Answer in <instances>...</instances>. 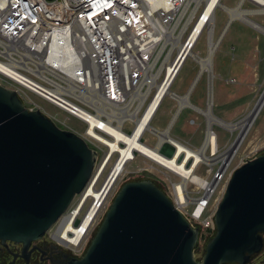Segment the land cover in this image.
I'll use <instances>...</instances> for the list:
<instances>
[{
	"label": "built area",
	"instance_id": "built-area-1",
	"mask_svg": "<svg viewBox=\"0 0 264 264\" xmlns=\"http://www.w3.org/2000/svg\"><path fill=\"white\" fill-rule=\"evenodd\" d=\"M240 1L242 5L260 7V0L236 3ZM195 4V0H6L0 9V84L15 90L24 107L38 108L96 152L92 179L97 167L106 161V168L118 153L112 151L108 158L110 149L104 139L123 145L110 129L126 134L134 131L138 118L164 83L168 63L173 60L169 50H176L183 42L172 64L173 67L181 57L173 77L187 58L183 51L192 46L187 34L203 14L199 15L202 2ZM227 21L225 27L230 24ZM170 95L181 96L172 91ZM165 96L163 93L157 108ZM36 99L65 113L66 118L79 120L83 129L70 127ZM126 124L132 126L129 131L124 130ZM149 127L141 139L144 142L146 132L154 134L156 141L150 147H155L156 132L160 130L150 124ZM164 148L161 146L158 151L170 156L172 152L166 153ZM147 159L152 163L150 171L156 169L154 164L165 170L160 173L169 185L162 190L189 223L199 228L198 238L203 232L210 236L214 232L215 211L209 209L210 200L219 182L225 179L226 169L214 174L218 183L213 189L207 188L208 180L204 179L196 187L200 193L192 196L194 191L188 189L187 183L181 190L171 182L174 172ZM144 170L138 168L136 172ZM80 195L47 230L52 240L71 250L75 257L82 256L94 230V220L83 228L86 210L82 212ZM68 224L73 229L66 230ZM64 231L66 238L60 234Z\"/></svg>",
	"mask_w": 264,
	"mask_h": 264
},
{
	"label": "water",
	"instance_id": "water-1",
	"mask_svg": "<svg viewBox=\"0 0 264 264\" xmlns=\"http://www.w3.org/2000/svg\"><path fill=\"white\" fill-rule=\"evenodd\" d=\"M211 93L210 75L207 102ZM95 164L96 152L81 137L24 107L15 90L0 84V243L27 245L45 234L84 191ZM111 174L108 188L117 176ZM213 222L197 260L199 228L155 181L128 180L82 256L69 264H248L264 245V152L232 170Z\"/></svg>",
	"mask_w": 264,
	"mask_h": 264
},
{
	"label": "rangeland",
	"instance_id": "rangeland-1",
	"mask_svg": "<svg viewBox=\"0 0 264 264\" xmlns=\"http://www.w3.org/2000/svg\"><path fill=\"white\" fill-rule=\"evenodd\" d=\"M235 3L236 0H221V6L215 10L214 37L217 38L219 35L221 37L217 39L212 37L213 40H218L219 43L212 54L210 71H201L199 62L194 58L197 56L204 58L208 54L207 29H205L192 47L191 56L185 59L178 75L170 86L172 92L177 95H183L192 85L194 78L197 77V79L195 78L197 82L194 84L193 89L190 90L189 104L184 105L181 103L182 107L175 114L178 102L174 97L166 95L150 122L153 128L161 131L166 128L175 114L174 120L172 119L170 127L167 128V133L192 149H198L202 145L207 128H212V133L217 142L216 154L210 155V150L207 148L205 153L207 156L210 155L213 160L210 163H200L194 169L195 174L208 181L213 178L220 168L221 153L233 143L238 134V128L233 127L232 124L238 122L249 113L264 90V9L260 10L261 7L251 3L243 4V8L249 9L245 19L232 20L226 29L225 24L228 20V13L224 6L232 7ZM256 9L259 10L257 11ZM249 12H252L251 15H249ZM176 55L177 49H172V59ZM209 75H211L212 82L210 107L207 104ZM36 101L47 111L57 113L58 117L65 120V123L70 127L79 131L83 129V124L74 117L66 118L67 115L65 113L57 110L49 103L39 99H36ZM207 109L210 110L216 120L211 119L205 113ZM55 123L60 128L64 127L61 123ZM131 128V125L126 124L124 130L129 131ZM143 140L146 145L153 146L156 136L146 132ZM164 150L167 151L166 153H171L170 148L167 146H165ZM262 152H264V100L259 110L254 114L249 129L243 139H241L229 166L226 168L225 179L235 167ZM115 158L116 156L113 157L103 173L101 172L95 184L96 189L102 185L108 171L110 172L109 169H111L112 163L115 162ZM150 165H152L151 161L141 154H135L133 160L124 164L95 216L92 226L94 228L93 232L102 220L103 214L115 192L125 181L148 178L156 181L161 189H166V186L169 185L168 181L163 180L160 173L165 170L154 164L156 169L150 171ZM138 168H145V170L137 173L136 170ZM225 179H222L217 185L211 197L209 209L216 208L224 190ZM170 180L171 182H179L180 178L176 175H171ZM187 187L189 190L194 191L192 196H196L198 192L200 193L196 189V187H199L197 184L188 182ZM77 200L78 196L74 202ZM90 202V198L84 202L82 212L87 209ZM210 236H208L207 232H203L199 236L196 249L194 250L195 259L199 260L202 257L206 240ZM248 264H264V245L260 252L251 256Z\"/></svg>",
	"mask_w": 264,
	"mask_h": 264
},
{
	"label": "bare ground",
	"instance_id": "bare-ground-1",
	"mask_svg": "<svg viewBox=\"0 0 264 264\" xmlns=\"http://www.w3.org/2000/svg\"><path fill=\"white\" fill-rule=\"evenodd\" d=\"M195 2H196L195 6H198L202 2V11L200 12L199 15H201L202 12H203V14H202V17L200 18V20L197 18V20L191 26V29L187 35H190L189 43H192V46L190 47L189 50H186L187 49V47H186L185 50L183 51V53L186 52L187 57L191 56L190 55V54H192L191 48L195 45L199 36L204 31V27L208 26L207 27V46H208L207 50H208V54L204 58L203 57L200 58L197 55H196L197 57H194V58L199 62L200 67H201V71L207 70L209 72L210 67H211V63H212V54L214 53V50L216 49V47L219 43L218 40H213L212 37L214 39L221 37V35H219L217 38L214 37L215 10L217 7L221 6V3H220L221 0H195ZM260 7H261L260 10L264 9V0H260ZM224 9L228 13V21L227 22H229V23L234 19H240V20H242L241 18L245 19L246 14L248 13V10H249V9H245L242 7V1L236 3V5L234 7L233 6L232 7H225ZM256 10L258 11L259 9H256ZM250 11H252V10H250ZM251 13L249 15H251ZM247 18H249V17H247ZM182 45H183V42L180 45H178L177 54L180 52ZM170 52H171V49L169 50L168 55L170 54ZM183 53H182V55H183ZM180 59H181V57L179 58V60ZM185 59H184V61H185ZM179 60L177 61V63L173 67H172V64H173L174 59L169 61L167 71L165 72V75H166L165 81L161 85L160 89H158L160 83L157 84V89H158L157 93L154 97L152 96V99L149 101L148 105L146 106V108L142 112L141 116L138 118L136 129L129 134L122 133L118 129H114V128L110 129V133L115 136L117 141L118 140L122 141L123 145L121 146V145L117 144L116 141H113V140L111 141L108 139H104L107 142L109 149H110V151L108 153V158H110L112 151H118V153H117V156L115 158L116 160H114L115 162L113 161L114 163H112L113 165H112V167H110L111 169H109L110 172L108 171V174H107L106 178L104 179L102 185L97 189L95 188V184H96L97 179L99 178L101 172L103 173V171H104V168L106 166V161H104V163L102 165L100 164L97 167L95 174L93 176L94 178L92 177V179H90L88 185L86 186V188L84 189V191L80 195V200H81L80 204L81 203L84 204V202L88 198L91 199V202L88 205L86 212H85L83 228H85L87 225H90L91 222L94 220L100 206L102 205L103 201L105 200V198H106L108 192L110 191L112 185L114 184L116 178L118 177L122 167L124 166V164L126 163V161L128 159H132L135 157V153L142 154V155L146 156L147 158H149L150 160L154 161L155 163H158L159 165L166 167L172 173L174 172L180 178L179 182H174V185H175V187H177V189L183 190L184 186L188 182H192V183L197 184L199 186H201L203 184L204 178H200L197 174H195L194 169L200 163H210L213 160V158L210 155L216 154L217 142L215 140L214 134L212 133L213 131H212L211 127H208V128H210L209 130L207 128L206 133H205V137H204V141L198 149H192L191 147H188V146L182 144L177 139L171 137L169 135V133H167V128L170 127L172 120L165 129H163L159 132L158 131L156 132L158 135V141L155 144V147H150V146L146 145L141 139L142 133H144V131L146 129H150V127H149L150 120L152 119L154 113L157 110V105H158V102H159L162 94L166 93V95H169L171 97V95H170L171 91L168 92V90L170 88V85H172V83L174 82L176 76L178 75V73H179V71H180V69L184 63V61H183V63L179 67L178 71L176 72L175 76L173 77L172 73L174 72ZM201 71H200V73H201ZM172 77H173V80H171ZM196 79H197V77H196ZM196 79L194 80V84L196 83ZM190 87H191V85H190ZM190 87H189V89H190ZM189 89H188L186 95L177 96V97L174 96L175 99L178 101L179 105L181 103L184 105L189 104V101H188ZM263 100H264V90L261 93L260 97L258 98L257 102L254 104L253 108L249 111V113L244 118L239 120L238 122L232 124V126L235 128H238L239 131H238V134L236 135L233 143H231V145L223 153H221V155H220L221 163H220L219 170H225L229 166V164L233 158L232 156H234V154L236 152V148L238 147L241 139H243L246 131L249 129V127L251 125L252 118H253L254 114L259 110V107L262 105ZM209 103H211V99L209 102H207V104H209ZM180 107H182V106L180 105ZM209 107H210V104H209ZM177 113H178V111H177ZM205 113L211 119L216 120L215 118H213L210 110L207 109L205 111ZM161 146L169 147L171 152H172L171 155L165 156L160 151H158L159 147H161ZM207 148H209V150H210L209 156H207L205 153ZM111 172H112L111 177L114 174L115 175L117 174V176L112 181L110 187L108 188V184L110 183L111 178L109 180H107V182H106V179L110 175ZM104 183H105V185H104ZM217 183H218L217 177L213 176V178L210 181H207L206 185H207L208 189H213L217 185ZM180 197H181V195H180ZM96 201H100L101 203L99 205H97V204H95ZM71 229H73V227L70 224H68L66 227V230H71ZM60 234L64 238L67 237L65 231L60 232ZM72 242H74V241H72Z\"/></svg>",
	"mask_w": 264,
	"mask_h": 264
},
{
	"label": "flooded vegetation",
	"instance_id": "flooded-vegetation-1",
	"mask_svg": "<svg viewBox=\"0 0 264 264\" xmlns=\"http://www.w3.org/2000/svg\"><path fill=\"white\" fill-rule=\"evenodd\" d=\"M72 258L76 257L55 243L47 231L27 245L0 243V264H69Z\"/></svg>",
	"mask_w": 264,
	"mask_h": 264
},
{
	"label": "crops",
	"instance_id": "crops-1",
	"mask_svg": "<svg viewBox=\"0 0 264 264\" xmlns=\"http://www.w3.org/2000/svg\"><path fill=\"white\" fill-rule=\"evenodd\" d=\"M231 22H232V21H231ZM231 22H230V23H231ZM228 26H229V25H228ZM228 26H227V27H228ZM226 29H227V28H226ZM195 78H196V77H195ZM195 78H194V80H195ZM194 80H193V83H192V85H191V87H190V89H189V92H188V100H189L190 90L193 89V87H194V85H193V84H194ZM196 82H197V81H196ZM186 93H187V92H186ZM186 93H185L184 95H186ZM181 96H183V95H181ZM177 102H178V101H177ZM210 104H211V103H210ZM178 105H179V103H178ZM179 106H180V105H179ZM174 115H175V114H174ZM174 115L172 116L171 120L173 119ZM171 120H170V122H171ZM170 122H169V123H170ZM167 126H168V125H167Z\"/></svg>",
	"mask_w": 264,
	"mask_h": 264
},
{
	"label": "snow or ice",
	"instance_id": "snow-or-ice-1",
	"mask_svg": "<svg viewBox=\"0 0 264 264\" xmlns=\"http://www.w3.org/2000/svg\"><path fill=\"white\" fill-rule=\"evenodd\" d=\"M6 0H0V9L4 8Z\"/></svg>",
	"mask_w": 264,
	"mask_h": 264
},
{
	"label": "trees",
	"instance_id": "trees-1",
	"mask_svg": "<svg viewBox=\"0 0 264 264\" xmlns=\"http://www.w3.org/2000/svg\"><path fill=\"white\" fill-rule=\"evenodd\" d=\"M154 181V180H153ZM155 183H156V181H155ZM157 184V183H156Z\"/></svg>",
	"mask_w": 264,
	"mask_h": 264
}]
</instances>
